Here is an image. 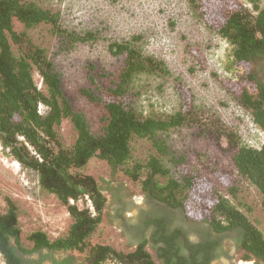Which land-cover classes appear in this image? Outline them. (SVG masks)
Segmentation results:
<instances>
[{"label": "trees", "instance_id": "1", "mask_svg": "<svg viewBox=\"0 0 264 264\" xmlns=\"http://www.w3.org/2000/svg\"><path fill=\"white\" fill-rule=\"evenodd\" d=\"M223 6L215 15L202 16L213 32L233 45L235 63L242 69L235 81L224 85L264 132V81L255 68L258 61L264 60V8L255 3L251 10L233 0L223 2ZM43 25L71 49L78 44L94 45L101 37L94 30L77 32L65 28L59 12L34 1L0 0V145L6 156L37 173L40 188L55 195L67 208L72 224L66 235L54 240L43 231L32 232L28 236L31 246L27 247L22 240L17 206L7 198L8 208L0 212V254L5 264H157L147 249L148 240L129 252L94 241L109 203L98 181L82 171L94 157L107 163L112 177L126 175L148 199L181 209L189 221L207 223L217 233L240 231L241 258L264 264L263 232L229 198L212 188L202 173L188 166L185 157L170 151L167 141L160 137L198 122L193 97L186 94L181 109L169 115H144L138 108L139 93L132 87L136 77L168 76L166 63L143 52L139 35L112 42L111 54L124 56L116 78L98 85L92 78L95 88L82 90L103 110L99 130L94 132L85 113L67 98L62 76L47 49L36 44L29 34ZM34 71L41 76L44 90L36 84ZM102 75L110 76L106 72ZM176 90L185 92L181 84ZM40 105L46 108L44 113L39 112ZM65 119L70 120L76 132L71 147L64 144L59 132ZM230 135L237 173L257 188L264 207V145H240L239 138ZM135 139L152 142L157 154L146 162L134 161ZM228 187L229 195L236 199L238 188L233 182ZM193 203L191 212L188 208ZM168 252L161 249L160 255L164 258ZM61 253H77L82 263H76L73 256L57 260L55 255Z\"/></svg>", "mask_w": 264, "mask_h": 264}, {"label": "rangeland", "instance_id": "2", "mask_svg": "<svg viewBox=\"0 0 264 264\" xmlns=\"http://www.w3.org/2000/svg\"><path fill=\"white\" fill-rule=\"evenodd\" d=\"M31 1L59 12L65 28L77 32L94 30L101 36L94 45L78 44L71 49L47 26L29 32L36 44L47 49L62 76L67 98L85 113L94 132L99 130L103 110L89 101L82 90L95 88L92 78L97 85L109 84L116 78L114 75L120 71L124 56L112 55L109 45L139 35L143 52L165 62L170 72L168 76L141 74L136 77L132 87L139 93V110L144 115H169L181 109L183 100L188 97L186 94L191 95L197 106L198 122L160 137L167 141L170 151L185 157L188 166L202 173L212 188L237 205L264 234L263 197L256 187L238 175L233 162L235 146L228 141L233 134L239 138L240 145L261 147L264 132L253 122L251 114L232 99L224 85L229 80L235 81L242 71L235 63L233 45L213 32L202 16L217 14L227 0ZM233 1L251 10L255 3L264 8V0ZM13 49L16 51V46L13 45ZM255 68L263 80L264 60L258 61ZM103 72L110 76H103ZM34 80L44 90L37 71H34ZM178 84L183 86L184 93H178ZM59 132L64 144L71 147L76 132L69 119L63 120ZM132 146L134 161L146 162L151 155L157 154L152 142L146 139H135ZM166 163L177 176L172 165ZM82 171L98 181L109 200L94 241L119 251L134 250L137 244L126 233L123 220L133 223L138 211L146 210V196L126 175L119 173L112 177L107 163L97 157L92 158ZM232 182L238 188L236 199L228 192ZM7 198L17 206L22 240L27 247L31 246L28 236L32 232L43 231L54 240L66 235L72 224L67 208L55 195L40 188L37 173L24 169L6 156L0 145V212L7 210ZM193 205L188 208L191 212ZM119 207H123L120 220L115 212ZM227 242V256L216 264H236L242 257L243 253L234 242ZM147 249L160 264L155 250L150 245ZM67 256L82 263L77 253L56 254L55 258L62 260ZM0 264H5L1 254Z\"/></svg>", "mask_w": 264, "mask_h": 264}, {"label": "flooded vegetation", "instance_id": "3", "mask_svg": "<svg viewBox=\"0 0 264 264\" xmlns=\"http://www.w3.org/2000/svg\"><path fill=\"white\" fill-rule=\"evenodd\" d=\"M146 199V210L138 211L133 223L123 220V226L136 244L149 241L148 246L155 250L160 264H214L227 256L225 242H234L238 247L240 231L217 233L207 223L189 221L181 209ZM122 208L115 211L119 220L123 218ZM161 249L169 250L164 258ZM236 264L261 263L253 258H240Z\"/></svg>", "mask_w": 264, "mask_h": 264}, {"label": "built area", "instance_id": "4", "mask_svg": "<svg viewBox=\"0 0 264 264\" xmlns=\"http://www.w3.org/2000/svg\"><path fill=\"white\" fill-rule=\"evenodd\" d=\"M45 110H46V108H45L43 105H40V107H39V112H40V113H44ZM21 139H23V138H21ZM1 148H2V147H1ZM87 200H88L89 205H91L90 200H89L88 197H87ZM91 209H92V207H91ZM107 264H112V263L109 262V263H107Z\"/></svg>", "mask_w": 264, "mask_h": 264}]
</instances>
